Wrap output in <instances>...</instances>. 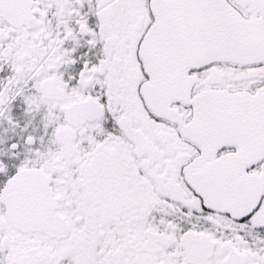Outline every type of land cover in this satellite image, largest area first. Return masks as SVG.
Here are the masks:
<instances>
[{"label":"snow or ice","instance_id":"obj_1","mask_svg":"<svg viewBox=\"0 0 264 264\" xmlns=\"http://www.w3.org/2000/svg\"><path fill=\"white\" fill-rule=\"evenodd\" d=\"M0 264H264V0H0Z\"/></svg>","mask_w":264,"mask_h":264}]
</instances>
